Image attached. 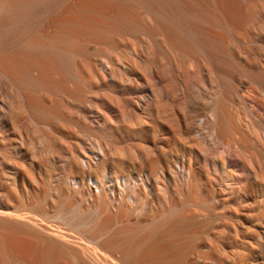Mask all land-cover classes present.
<instances>
[{
  "label": "rangeland",
  "instance_id": "obj_1",
  "mask_svg": "<svg viewBox=\"0 0 264 264\" xmlns=\"http://www.w3.org/2000/svg\"><path fill=\"white\" fill-rule=\"evenodd\" d=\"M261 1L35 0L37 12L21 25L4 21L0 58L39 53V46L27 44L66 35L78 49L86 82L68 75L55 93L39 91L38 84L29 93L47 107L40 122L5 126L0 209L16 215H0V239L11 253L0 264H96L82 249L114 264H264V145L255 137L263 121L240 98L229 49L232 29L244 31L246 6ZM171 47L213 70L215 104L229 120V133L220 127L216 139L195 136L202 96L184 65L182 91L174 87L179 74L169 63ZM132 52L147 64L169 66V73L160 70L170 109L162 122L143 113L137 100L152 98L142 62L101 78L100 61L112 67L115 56ZM14 98L0 81L6 109ZM131 111L146 124L136 126ZM18 137L23 147L16 151ZM116 207L132 220L154 216L145 226L122 222L120 214L108 219ZM115 234L122 248L107 241ZM128 245L132 256L123 250Z\"/></svg>",
  "mask_w": 264,
  "mask_h": 264
},
{
  "label": "bare ground",
  "instance_id": "obj_2",
  "mask_svg": "<svg viewBox=\"0 0 264 264\" xmlns=\"http://www.w3.org/2000/svg\"><path fill=\"white\" fill-rule=\"evenodd\" d=\"M34 1L6 0L4 3L1 2L0 33L5 29L4 21L7 22L9 20L12 24L16 22L14 24L16 26L17 22L20 24L38 10V6ZM246 11L248 13V20L243 23L244 31L240 32L235 28L232 29L230 45H228L235 69L233 81L236 84L237 91L240 93V98L248 106L250 114L259 117L263 121V124L259 127L258 137H255L256 141L264 145V138H262L264 135V1H261L257 5H247ZM4 41H6L5 35L0 34V44H3L2 42ZM127 43L123 41V47H127L126 45H129ZM42 44L46 45V48L40 47ZM27 45H33L32 47L39 46V53L28 51L0 58V81L8 83L15 95L12 109L10 110L6 109L3 106L2 100H0V138L3 145H6L8 142L7 127L13 129L28 119L33 120L32 122L36 124L40 122L39 118L42 113L45 114L47 107L39 99V95L29 93V91L34 92L38 84L39 91L46 89L55 93L60 92V87L66 84L68 75L71 78H77L81 84L86 82L82 71V64L78 57V49L74 46L71 37L58 34L48 41L39 40V43L33 42ZM170 51L168 54L169 63L172 64V69H176L175 71L179 74L174 76L176 85H173L176 90L178 92L182 91L183 74L180 71L179 65H184L185 70L192 72L196 78V92L202 96L200 99L203 101V106L200 109L199 115H197L198 120L194 123L193 127L195 136L204 139L208 136L210 139H216L222 128H226L224 132L229 133L228 129H231L229 127V120L225 119V115L222 116V113L217 109L215 104L218 90L215 86L216 79H214L213 70L206 62L204 63L202 60L188 57L185 52L175 51L173 47H171ZM115 58L117 59L112 67L106 66L101 61L98 63L102 72L101 78L109 77L113 72L121 75L123 71H133L135 70L134 67L142 62L143 70L150 81V87L147 86L146 90L151 91L152 98L149 99L146 94H141L137 100L139 103L144 104L142 108L143 113L148 115L151 120L162 122L167 114L170 113V109L166 101V84L160 74V70L163 68L169 73V66H162L157 60H153L147 64L141 60L136 52H132L131 55L122 53L119 57L115 56ZM188 78L191 79V76ZM206 86L209 87L208 91L206 90ZM131 113L136 126L141 127L143 124H146L143 116L138 115L134 111H131ZM176 118L178 119H176V128L179 131L180 119ZM239 121L240 119L238 118V123ZM92 122V120H89L88 125L90 127ZM3 123H6V125H3ZM220 127L222 128L220 129ZM244 127L246 128V126ZM18 138L19 140L14 145V150L16 151L21 150L23 147L22 139ZM9 196L10 191L3 193L4 200L9 199ZM106 201L104 200L102 205H97L96 211L98 213L104 211L103 208ZM115 211V213H106L108 219L111 220L115 218V215L120 214L123 217L122 222L130 225H138L142 221L145 226L151 222L152 219L150 218L154 216L153 213H150L144 216L143 220H132L130 215L126 214L127 212L125 213L120 207H116ZM0 215L14 216L16 214L0 209ZM123 235L128 234L123 232ZM107 241L112 247L122 248V237L118 234L109 236ZM82 243L81 241L80 244ZM123 250L127 255H133V250L129 245L125 246ZM81 252L89 257L90 260L96 262V264H114L112 259L102 253L89 252L85 249H82ZM7 255L10 256L11 253L8 252L4 246V242L0 239V258L7 257ZM15 262L16 264H22L19 259H15Z\"/></svg>",
  "mask_w": 264,
  "mask_h": 264
}]
</instances>
